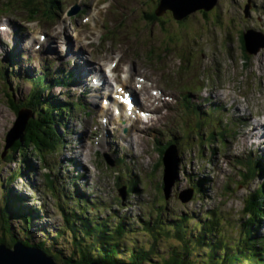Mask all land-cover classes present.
<instances>
[{"label": "rangeland", "instance_id": "374dc122", "mask_svg": "<svg viewBox=\"0 0 264 264\" xmlns=\"http://www.w3.org/2000/svg\"><path fill=\"white\" fill-rule=\"evenodd\" d=\"M90 1L87 0V3L89 4ZM93 1V6L83 15L80 11L70 16L68 11L71 7L76 4L81 5L83 0H62L60 4L62 10L57 12L53 8L54 0H44L43 5L33 6L32 11L28 9L32 7V2H35V0H0V24L11 20L12 17L8 15L14 13L28 18L35 15L39 20L28 22L30 27L51 33L56 39H59L63 31L66 32L72 29L74 36L83 39L85 47L91 50L94 58L105 60L107 61L106 64L109 63V65L114 66L113 73L104 72V74L110 75L109 79L113 80V83H123L122 85L129 87L131 91L136 90L140 104H142L139 106L141 110H138V104L135 103L137 107H134V114L127 118L130 112L127 110L126 100L122 98L123 94H121L122 97L118 96L117 100H111L107 96L93 98L95 92L92 89H88L90 95L88 93L83 95L79 93L77 87L72 85L59 88L56 87L58 84L52 86V83L47 81L41 83V81L35 80L33 83V78L30 76L38 72L36 70L41 67L35 62L33 67L29 66L17 55L21 70L16 73H19L20 77L14 75V77H11L12 82L10 83L0 80V159L3 161L0 163V183L3 181V184H0V194H2L1 190L4 191L5 188L6 193L10 192L12 197L13 195L15 197L27 195L26 202H20L25 208L26 206L28 208L29 205H43L40 208L42 209L41 214L37 212L36 215H31L30 226L27 225L30 228L29 235L33 240L36 233L40 236L37 238L47 236L48 239H53L55 237L59 243L52 242L57 246L56 249L59 248L65 251H62L63 255L68 256L73 250L75 256L81 253L74 247L76 244L72 242L73 232L70 230L66 233L61 228L66 224L65 214L61 211L62 208L58 209L57 204L52 199L51 202H47L43 192V190L45 191L44 188L40 192L37 189V182L43 181V176L38 178L37 174L30 170L26 163H22L20 170H18L20 167L19 160L22 156L17 158V154L14 163L4 164L8 163L5 160H8L7 155L11 151L10 146H6V144H9L7 133L11 131L17 116L21 113L19 112L21 108L17 111L16 104L23 105L24 102L30 101L38 93L40 99L48 100L50 98L56 105L54 108L60 114L62 113V107L65 106V101L78 100L92 107L91 114L78 111L79 120H76V114L64 116L62 117V126L64 125V128L69 131L70 127L75 124L77 131L83 130L81 137L73 138V144L71 145L72 147L78 146V152L83 153V155L74 156L72 149L69 150L67 146L66 150L63 146L58 153L48 158L47 164L51 167L42 165L38 171L41 175L42 170H45L43 168L46 167L47 170L56 173L57 164L60 163L58 173L66 181V187L71 192L65 198L69 200V208L76 209V211L87 209L91 217L97 216L98 219H103V223L109 225V227H113V224L117 221H123V224L130 226L127 229L140 230L143 223L153 225L155 221H158L160 214L158 210L165 207L166 222H171L167 224L176 222V225H178L181 220H174L176 215H189L191 220L190 222L186 221L187 230H189L186 234H188V237L192 236L195 241H199V238L196 237L200 232H198L200 230L199 223L204 225L209 221L208 218H202V216H206L209 210L218 207L219 212L222 214L221 218L223 217L226 222L224 227L227 231V238L230 242L236 241L238 232L231 229L233 227L231 222H235L237 218L247 213L249 193L252 191L257 192V195L264 197V155L261 152L264 149L256 147L261 150L258 151V154H255L256 160L260 162L261 166L253 174L254 178L247 181V184L240 178L243 171L236 172L237 170L232 169L229 161L225 158V153L230 154V161H233L235 157L239 156V153L243 150L246 151L243 142L246 129L253 128L256 121L257 125L264 122V47H261L264 42L256 46L261 48L255 54L248 53V56H245L246 50H244L241 41V34L245 29L258 28L259 22L255 17L258 18V15L264 12V4H262L264 0H252L253 5L256 7L251 5L248 16L243 10L245 4L250 3V0H220L219 3H216V5L218 4L217 10L214 6H210L211 8L206 9L208 12L197 10L192 13L185 20L187 24H184L183 27L185 29L189 28L187 31L194 32L193 34H198L199 30L200 36L198 38L199 42H197L199 45L192 44L190 47H187L190 42L185 40V36H183L185 31L181 22L174 20L172 14V16L166 15L170 12L165 13L163 22H161V19H150L149 12L155 6H151V4H157L159 0H110L111 2L107 1L103 5H100L98 0ZM52 15L54 16L53 19L51 18ZM261 18L260 22L264 21V14ZM88 19L89 21L86 22ZM58 26L63 27L60 34H56L54 30H59ZM191 32L187 33V36H190ZM249 36H252V34H249ZM5 37L4 31L0 32V38ZM260 40L263 39L260 38ZM5 50L6 48L0 47V55L5 54ZM7 57L12 58L8 55ZM40 58L41 64L43 63L42 68H44L47 64V55L45 54ZM191 58L196 59L193 66L189 65ZM54 62L53 65L65 69L64 64L60 61L55 60ZM47 84H51V88L45 90L44 87ZM114 89L116 90L117 86ZM157 89L162 90L163 93L157 92ZM178 90L182 92V95L177 92ZM64 91H68L65 96ZM109 91L111 90L109 89ZM226 91L234 94L235 102L240 101L247 107V112L252 114L248 120V122H252V126L243 123L244 130H238L230 122L216 119V124H221L223 127H217L215 132L214 128L202 127L200 133H197L199 127L196 120L194 129L191 130V119L188 114L189 117L185 116V109L187 103L198 100L195 99L194 95L188 94L189 100L183 92L198 93L200 98L212 92L220 98L221 96L217 95V92L224 94ZM144 94L148 96L157 94V100L155 99V104L159 107L157 111L150 110L151 112H146L144 110V108L151 105V99L145 100ZM224 95L230 97L228 94ZM115 102H117L116 106L113 105ZM230 103L231 100L227 102V106ZM163 106H167V108L165 109ZM149 113L155 118L152 123L147 120ZM222 113L227 118L230 115L233 117L237 115L236 123L242 124L243 114L236 111V106L233 107V110L230 108L229 113H226L225 110H222ZM145 114L147 117L144 116ZM104 118L107 121L104 122ZM141 118L145 122L142 123ZM97 119L106 123L105 129L111 131V140L115 135L117 141L114 143V145H117L116 153H118V150L121 151L123 158L127 157L124 163L135 168V172L132 173L133 176L129 173L130 170L127 166H125L126 169L120 168V175L123 178L121 185L127 184L132 188L126 197L119 194L124 186H117L116 174L113 171L114 167L107 162H101L97 152H95L100 149V141L97 143L93 139L91 148L88 141L85 140L89 136L93 138L92 131H95L94 127L98 126L96 124ZM230 125L236 128V132ZM87 126L88 129H86ZM51 127L53 128V125L50 123L39 122L38 124V128L43 131L51 130ZM125 127L128 128V131H124ZM105 129H103L102 147H105V137H107ZM59 130L64 133L63 130ZM56 133V129H53L49 135L54 138ZM174 141H177L179 145V148L177 147L179 160L177 158L173 159L177 162L179 168L178 172L176 168L174 184L168 191L165 189V165H163L161 149L163 145L168 146L171 144L169 146L171 150V146L177 144ZM229 142H234L235 152L232 156V153L228 152L229 146H231L228 144ZM170 150L168 151L171 157L177 156L174 151L170 152ZM104 153L105 151L101 150V155ZM4 154L6 155L2 157ZM50 154H53V152ZM34 156H36L34 153L31 157L29 156L33 163L36 162ZM110 156L114 160V165L120 166L113 158L116 154H113V157L111 154ZM139 156L141 157L138 158ZM219 157L222 160V167L218 165ZM91 161L94 163V168L91 167ZM88 162H90V166L86 164ZM68 167H73L75 174ZM82 168L84 169L83 173H85L83 175L85 182L83 179L81 180ZM19 171L20 175L18 176ZM231 174L233 175L231 176ZM65 175L67 177H64ZM21 176L24 177L23 180L19 179ZM199 176L206 178L207 186H212V188L206 190L205 198L197 200L193 196L190 198L191 192L189 189L193 185L191 178L194 180L198 179ZM75 177V185L71 186ZM90 178H93V180L91 181ZM8 180L10 182H7ZM31 184L32 187L35 186L33 194H31ZM261 188L260 192L258 189ZM76 190L79 193H76ZM96 190L100 193V200H98L99 194L94 192ZM94 193L95 196L98 195L97 199L93 198ZM3 197L5 198V196ZM182 198L188 200L184 202ZM96 206H100L98 211ZM84 216L89 217L85 213ZM21 217L19 214L10 215L11 220H14V218L17 220L15 229H22ZM76 217L78 221L75 220V222H84L82 217ZM201 218L204 223L200 222L199 219ZM245 218H247V214ZM0 220H3L1 215ZM106 229L108 228H103V230ZM228 230L230 231L228 232ZM164 231L166 230H162L161 233ZM141 232L138 231L137 234L139 236L137 239L138 244L141 241L143 243L153 241L150 234H146L143 229ZM258 233L264 236L263 230H254V235L257 236ZM84 235L91 239L88 234ZM0 238L5 241H1L3 243L12 241L7 235L3 237L0 235ZM67 238L70 240L68 241ZM162 239L163 244L161 242V248L157 250L162 254L166 250L163 248L164 246L178 242L173 235H163ZM128 240L132 241L131 239ZM262 242L257 243L261 244ZM132 244L133 242H122L124 248V251L121 250L122 255H128L125 250L131 247ZM140 247L136 248L139 250ZM250 247H252V244ZM255 248L256 244L253 246V249ZM81 257L79 256V259ZM249 257L255 259L256 254L250 253ZM233 259L232 257L229 258L230 264H234ZM59 260L63 262L61 257H59ZM152 260L155 262L154 258ZM257 261V264H262L264 258L261 257Z\"/></svg>", "mask_w": 264, "mask_h": 264}, {"label": "trees", "instance_id": "16d2710c", "mask_svg": "<svg viewBox=\"0 0 264 264\" xmlns=\"http://www.w3.org/2000/svg\"><path fill=\"white\" fill-rule=\"evenodd\" d=\"M32 3V7L28 9L29 11H32L31 9L33 6L36 7V5H43L42 3H44V0H35V2ZM53 7L60 9V0H54ZM149 13L150 19H160L156 15L155 10ZM31 16V18L35 17V15ZM39 103L41 104V102ZM40 104L39 107L41 106ZM32 105H37V102L35 101L32 103ZM41 108L42 107L38 108L39 111L36 119L30 120L28 123L24 133V141L17 140L14 143L12 155H15L20 147H24L25 150L26 148L28 149V146L32 145L33 149L35 148L39 153L42 154L44 160L48 153L54 152L55 148L58 147L57 144H59V142L62 143V139L60 137H58L56 141L52 135L50 136L47 134V130L43 131L38 128L39 122H49L48 113L44 114L41 112ZM8 158L9 161L11 159L14 160L15 156H9ZM250 159L253 160V158H247L240 161L239 163L242 165V169L246 168L247 172H252L254 169H256V167H253L250 164ZM247 164L250 167H248ZM246 174H243V180L246 179ZM45 178L46 182L52 189H58L55 182L56 180L53 179L51 173H45ZM194 186L196 194H203L205 192L201 183H198ZM256 197L257 196L254 195L253 192H250L248 195L249 204L247 205L246 209L247 213L237 218L235 222H231L233 224L231 229H233L235 232H238L237 240L234 242H230L227 238V231L224 227L226 222L224 221L223 217L221 218L222 214L217 209L209 210V212L206 214V217L209 218V223L206 222L204 225L199 223V226L197 225L200 228V230H198V232H200L198 233V236H196L199 238V241H195L192 239V236L188 237V234H186L187 231H189L187 230L188 225L186 221L190 222V216L176 215L174 220H181L179 221V224L176 225V222H173L175 225H172L173 223L167 224L171 222H166V214L164 213L165 207L158 210L160 212L158 221H155L153 225H149V223H143L141 226L142 228L138 230L127 229L130 228V226L128 227L127 225L123 224V221H117L113 224V227H109V225L103 223V219H98L97 216L91 217L87 209H78L79 211H76V209L68 208L66 206L67 202L61 201V207L63 213L65 214L66 223L64 224L65 226L61 228L66 233L70 230L73 232L72 242L76 244L74 247L78 251H81V253L78 256H75V252L73 250L70 255H63V252L65 251L59 248L55 250L57 246L54 243H51L48 249H45L49 251L50 254L52 253L58 257H63L66 264H90L92 260H96L102 264H230V257L235 259V264H257V260H259V258H264V242L258 244L257 242H260L261 238L254 237L252 231L254 224L257 222V216L263 215L261 210L258 212V209H260L258 203L254 202ZM0 207V215L3 218L2 221L0 220V235H2V237L4 235L10 237V231L12 230L13 226L11 225V213L9 212L8 201L6 200V202ZM83 212L89 217L84 216ZM246 214L247 218H245ZM76 216L82 217L84 222H75V220L78 221ZM200 222L204 223L202 220H200ZM103 228L108 229L103 230ZM142 229L146 234H150L151 237H153L152 242L145 241V243H143L141 241V243L138 244L137 239L139 236H137V234L138 231L141 232ZM162 230L166 231L161 233ZM229 231L230 230H228V232ZM83 233L88 234L91 239L86 237V235ZM163 235H173L178 242L170 243L164 246L163 248L166 250H164V253L162 254L157 250L158 248H161L160 245L163 244ZM53 239L55 240L56 244L59 243L57 238L54 237ZM128 239H131L132 241H129ZM67 240L69 241L70 239L67 238ZM192 240L193 243L191 244ZM263 240L264 239H262V241ZM1 241H4L3 238H0V242ZM13 241L14 240L7 244L10 246L13 245ZM122 242H133L131 247L126 248L127 250H125L128 253L127 256H124L121 253V250L124 251ZM251 244L252 247H250ZM255 244L256 248L253 249ZM136 245L141 246L139 250L136 248L138 247ZM185 253H193L194 258L186 257L184 255ZM250 253L256 254V258H250ZM79 256H82L81 259H79ZM152 258H154L155 262H153ZM262 264H264V262Z\"/></svg>", "mask_w": 264, "mask_h": 264}, {"label": "water", "instance_id": "95a60500", "mask_svg": "<svg viewBox=\"0 0 264 264\" xmlns=\"http://www.w3.org/2000/svg\"><path fill=\"white\" fill-rule=\"evenodd\" d=\"M218 0H163V4L167 5L168 8L175 12L177 18L193 12L198 8H211L210 6H215ZM183 6H188L189 8L185 11L182 10ZM159 11L158 13H161ZM248 43L249 38L247 37ZM21 113L16 118V122L9 132L8 141L9 145H12L13 141L23 137L22 132L26 131V126L30 122L32 113L21 110ZM19 133V135H18ZM7 146V147H8ZM165 184L166 190H170L173 182L175 181V173L177 168V162L169 159L166 155L165 159ZM172 177V178H171ZM0 264H64L59 259L55 258L53 255H49L43 249L27 246L23 242L18 241L13 245H8L7 243L0 242ZM90 264H102L96 260H92Z\"/></svg>", "mask_w": 264, "mask_h": 264}, {"label": "bare ground", "instance_id": "6f19581e", "mask_svg": "<svg viewBox=\"0 0 264 264\" xmlns=\"http://www.w3.org/2000/svg\"><path fill=\"white\" fill-rule=\"evenodd\" d=\"M189 7L188 6H183L182 7V10L183 11H185V10H187ZM263 11H264V9H263ZM21 32H23V30L21 29ZM44 45H47L48 44V41H46V42H44L43 43ZM40 45V44H39ZM68 58H70V56L69 55H66V56H64V58H62V62L65 64V60L66 59H68ZM111 62V61H110ZM108 64V63H107ZM76 65H77V63H76ZM85 65L88 67V69L90 70H87L86 68H85ZM80 71L81 72H87L88 74H87V78H86V80L84 81V82H86V81H88L89 79H92V78H97L100 74H101V72H100V66H98V65H95V64H93L92 62H89V61H87V60H84V64L81 66V68H80ZM104 84H106L105 82L102 84V86L104 85ZM79 86H82V84L80 83V84H77L76 85V87H79ZM227 86V85H226ZM231 96V95H230ZM213 98H216V99H218V97L215 95ZM131 99L134 101V100H136V103L138 104V107L139 106H141V104H140V101H139V99L137 98V96H131ZM149 99H151V105H150V108H151V110H154V111H157L159 108H158V106L155 104V99H154V97L153 96H148V95H146V100H149ZM235 99V98H234ZM250 101V100H249ZM250 103V102H249ZM138 110H139V108H138ZM236 111L237 112H239L240 114H243L242 112H241V108L240 107H236ZM149 117H147V115H146V117H147V120L149 121V122H153V120L155 119L154 117H152L151 115H148ZM248 120H249V117H246L244 114H243V119H242V124L244 123L245 125H250V126H252V122L250 123V122H248ZM144 122V121H143ZM255 123V122H254ZM262 124H259V125H257V121H256V123H255V125L253 126V128L251 127V129H246V136L244 137V141L245 142H247V145L252 149H254V148H258V147H260L261 149H264V122H261ZM240 129V128H239ZM238 129V130H239ZM75 133V135H82V133L80 132V133H77V132H74ZM139 138V137H138ZM172 141V140H171ZM169 143H170V141H169ZM241 145V144H240ZM229 153L230 152H232L231 150H232V146H229ZM249 148V149H250ZM256 148V149H257ZM258 150H260V149H258ZM66 151V150H65ZM227 156H229L230 154H227V153H225ZM262 155H264V152H263V154ZM75 156V155H74ZM75 158V157H74ZM219 165H222V162H220L219 161ZM129 172V171H128ZM172 205V204H171ZM62 208V207H61ZM115 221V220H114Z\"/></svg>", "mask_w": 264, "mask_h": 264}]
</instances>
